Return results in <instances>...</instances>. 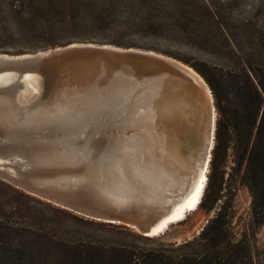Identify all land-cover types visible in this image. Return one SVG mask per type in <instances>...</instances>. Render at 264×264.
Instances as JSON below:
<instances>
[{
  "label": "water",
  "instance_id": "water-1",
  "mask_svg": "<svg viewBox=\"0 0 264 264\" xmlns=\"http://www.w3.org/2000/svg\"><path fill=\"white\" fill-rule=\"evenodd\" d=\"M3 73L11 79L0 87V180L75 215L147 237L181 220H167L155 231L178 189L157 191L146 171L131 173L138 150L125 152L117 132L149 128L166 140L175 136L181 159L202 140L208 166L217 111L194 68L152 50L73 42L0 53ZM24 75L38 85L19 103ZM39 105L47 110L27 123ZM128 174L135 179L126 180Z\"/></svg>",
  "mask_w": 264,
  "mask_h": 264
},
{
  "label": "trees",
  "instance_id": "trees-1",
  "mask_svg": "<svg viewBox=\"0 0 264 264\" xmlns=\"http://www.w3.org/2000/svg\"><path fill=\"white\" fill-rule=\"evenodd\" d=\"M86 1L116 5L119 13L81 14L78 10ZM202 5L204 18L195 12L196 0H40L39 15L30 11L10 17V37L28 41L51 43L53 35L70 28H107L120 21L122 32L134 36L210 43L184 18L187 6L192 22L220 27L221 39L216 46L210 43L216 48V62L189 63L177 57L208 83L217 111L210 172L199 203L212 216L198 234L164 242L123 225L75 215L0 180V264H264V248L253 246L245 233L236 238L230 226L240 185L251 196L252 223H264V0L249 16L238 18L220 16ZM228 158L232 165L224 179Z\"/></svg>",
  "mask_w": 264,
  "mask_h": 264
},
{
  "label": "rangeland",
  "instance_id": "rangeland-1",
  "mask_svg": "<svg viewBox=\"0 0 264 264\" xmlns=\"http://www.w3.org/2000/svg\"><path fill=\"white\" fill-rule=\"evenodd\" d=\"M9 1L10 0H5V4L0 2V53L2 54L14 55L21 53H31L37 50H44L55 46H63L67 43L73 42H90L97 44H111L117 46V44L112 43L110 40H118L124 45L121 47H134L145 50H152L168 55L175 59H178L177 57H182L187 59L189 63H195L202 59H206L210 62L217 61V54H215L216 48H214L213 46H216L221 39V28L212 25L205 26L202 23L195 24L190 19L192 16V12L187 6L183 9L184 18L187 19V22L192 26V28L198 30V32L200 33L203 32L205 35H207L210 43L214 42L213 46L212 44L207 43L206 40L202 39L193 40L183 38L181 40L176 39L168 41L161 38L134 36L132 34L122 32L123 25L120 24V21H115L110 27L107 28L99 26L92 29L89 28V31L87 29L81 28H70L66 31H63V33L59 35H53L50 39L53 40L50 41L51 43H45L41 41V39L28 41L25 38H11L10 17L12 15H27L30 11L39 15L40 13H42L39 12L42 7L40 6V0H12L11 5L8 6V4L6 5V3H8ZM107 1L113 3V0ZM196 2L199 3V7L197 8V10H195V12L199 17L204 18V16L206 15V11L204 7H202L203 3L207 6L210 5V8L220 16H232L233 18H238L249 16L252 11L256 9V5L259 0H196ZM116 3L117 1H114V4ZM96 4L86 1L83 4L84 7L78 10V12H80L81 14H88L89 16H95L97 14L115 16L119 13V7H117L116 5L113 6V4L109 5L107 3V6L104 7L103 4ZM71 8L72 7L67 9V12H69L68 10H70ZM40 16L43 15L41 14ZM228 25L233 28V23H228ZM205 48L210 51L209 55H206L203 52L202 49ZM210 161L205 171V182L196 207L192 211L187 212L185 214V217H183L181 220L170 224L162 234L154 236L153 238L159 239L164 242H180L182 240L189 239L197 235L202 226L206 223L207 219L212 216V213L206 214L199 208V203L206 188L207 179L210 172ZM225 164L226 173L224 179L227 178V172H229V167L232 165L230 158L227 159V162ZM233 178H235L234 175H232L231 178H228V180ZM250 201L251 196L247 187L244 185L238 186L233 198V208L230 222L231 230L236 238H239L242 233H245L253 246L264 248V223L259 226H256L254 223H252L253 220L250 213Z\"/></svg>",
  "mask_w": 264,
  "mask_h": 264
},
{
  "label": "bare ground",
  "instance_id": "bare-ground-1",
  "mask_svg": "<svg viewBox=\"0 0 264 264\" xmlns=\"http://www.w3.org/2000/svg\"><path fill=\"white\" fill-rule=\"evenodd\" d=\"M10 79L9 73L0 74V87L7 85ZM20 81L24 88L18 93L16 100L23 103L30 94L36 91L38 82L29 75H24ZM45 110L47 107L39 105L35 111L36 114L34 113L30 119H27V123H31L34 117L41 118ZM151 131L149 128H141L139 131L126 134L125 129L120 128L117 136L125 152L134 154L138 150L135 154L139 158L133 157L137 163L131 166V173L140 171V169L146 171L145 173L152 177L153 187L157 191L160 188L178 189V200L170 205L169 214L155 226L156 231L164 225L165 221L182 219L185 210L196 207L205 182L208 159L207 156H203L202 140H198L189 157L181 159L178 155L179 140L177 141L175 136L166 140L159 136L157 131ZM195 135L201 139L198 131ZM141 138L144 140L143 143ZM145 141H151L152 144ZM133 175L128 174L125 179H135Z\"/></svg>",
  "mask_w": 264,
  "mask_h": 264
}]
</instances>
